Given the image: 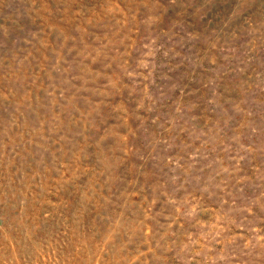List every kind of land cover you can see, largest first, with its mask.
<instances>
[{
  "label": "rangeland",
  "instance_id": "1",
  "mask_svg": "<svg viewBox=\"0 0 264 264\" xmlns=\"http://www.w3.org/2000/svg\"><path fill=\"white\" fill-rule=\"evenodd\" d=\"M0 264H264V0H0Z\"/></svg>",
  "mask_w": 264,
  "mask_h": 264
}]
</instances>
